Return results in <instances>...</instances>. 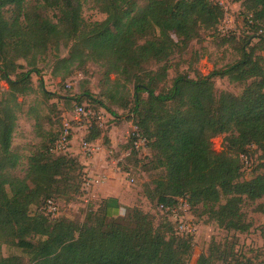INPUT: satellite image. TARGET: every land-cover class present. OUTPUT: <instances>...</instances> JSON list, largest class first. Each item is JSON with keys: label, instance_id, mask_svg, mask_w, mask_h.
<instances>
[{"label": "trees", "instance_id": "obj_1", "mask_svg": "<svg viewBox=\"0 0 264 264\" xmlns=\"http://www.w3.org/2000/svg\"><path fill=\"white\" fill-rule=\"evenodd\" d=\"M86 4L106 19L87 22ZM241 6L247 36L240 60L206 77L178 74L166 89L172 57L222 23L225 12L215 1L148 0L139 6L134 0H0V82L8 86L0 101V244L19 250L28 264H189L190 240L166 220L156 226L138 201L119 218L109 212L113 200L101 202L82 223L48 216V200L58 204L57 195L81 194L86 167L70 151L54 152L63 129L53 137L40 133L39 116L37 137L50 139L30 155L25 176L16 175L21 156L12 145L18 99L33 92L39 61L60 46L69 56L57 57L55 74L92 61L109 81L116 76L114 85L122 81L124 91L133 86L130 119L147 139L151 164L159 171L145 191L151 203L173 208L184 198L189 206L208 210L226 230L248 231L242 205L264 199V163L254 178L244 180L241 159L261 152L264 161V56L258 54L264 50V0H243ZM216 78L245 89L239 96L218 93ZM42 92L53 96L43 86ZM83 99L103 106L88 93L78 101ZM101 134L92 126L85 141L94 143ZM218 136L225 142L220 152L212 142ZM216 259L211 249L197 264H216ZM0 264H24L23 257H4L0 251Z\"/></svg>", "mask_w": 264, "mask_h": 264}, {"label": "rangeland", "instance_id": "obj_2", "mask_svg": "<svg viewBox=\"0 0 264 264\" xmlns=\"http://www.w3.org/2000/svg\"><path fill=\"white\" fill-rule=\"evenodd\" d=\"M35 1L32 0V2ZM134 1L139 6H144L148 2V0ZM242 1L232 0L233 9L225 25L227 26L226 33L220 31L221 25L224 26L221 23L217 31L201 32L200 38L193 40L187 49H183L172 57L166 89H170L178 74L186 73L192 78L206 77L213 71L224 69L240 60L243 38L247 36V31L241 28L240 20L237 18L238 12L242 10ZM83 17L89 23L102 22L106 19V15L93 9L91 4L84 5ZM255 42L257 41L254 40L253 44H256ZM262 52L258 54L264 56V50ZM58 56L67 58L69 49L64 46H60L59 50L51 47L39 61L38 68L41 73L32 76L33 92L18 99L21 109L18 112L12 145L13 149L21 156V164L16 175L21 178L25 176L30 155L40 144L47 142L55 133L62 131L65 121L70 122L73 126V138H77V154L75 152L74 154L84 165L90 157L87 153L85 154L82 146L91 132V127L97 126L102 134L94 144L103 150L111 151L109 159L119 158V168L131 170L132 176L125 179L122 189L123 195L127 196L126 204L130 203L129 200H132L133 195L136 198L137 195H140L137 199L138 206L152 216L156 226H160L166 220L177 229V235L180 232V226L195 229L192 237L183 236L184 239L190 240L192 246L189 264H197L199 258L202 255H208L211 249L215 252L216 264H262L264 262V199L256 202L246 201L242 205L245 221L250 225L249 230L243 233L228 231L221 227L209 211L201 206L191 207L188 204L187 210H181L179 216L161 210L155 203H151L145 194L147 187H151V182L159 174V171L154 169L151 164L154 155L147 146L141 152H136L131 146L133 134L137 129L130 119L129 110L130 93L133 92V86L128 85L127 91H124L119 85V83L123 84L122 81L118 82V85H114L116 76L112 75L111 81H109L106 78L105 69L92 61L87 62L83 67L75 64L69 72L61 69L55 74L54 68ZM21 63L26 65L23 61ZM41 81L44 89L53 96L47 97L43 94ZM214 84L218 93L228 92L236 96L241 95L245 89L244 84L232 82L228 78H216ZM7 90V84L0 82V101L5 98L4 94ZM86 93L101 101L103 106L114 112V115L105 110L103 106L87 99L79 102L78 98ZM81 106L86 109L87 117L79 118L75 115L76 109ZM38 116L42 119L40 133L51 132L52 136L45 139L37 137L36 119ZM212 142L215 151H222L225 144L224 136H218ZM103 155L107 160V154L104 152ZM252 155L249 156L252 168L245 171L243 167L244 180L254 178L262 170V167H259L264 163L261 152H254ZM84 166L86 167V165ZM258 167L259 169L254 171ZM85 173L84 179L86 180L88 175L87 172ZM74 175H78V171ZM92 191L93 188L86 189L84 184L81 194L72 190L68 196L57 195L60 215L75 222H84L87 214L92 210L96 212L98 206L103 202V199L93 197ZM182 199L184 198H181L178 204L171 209H178ZM137 201H132L130 205L137 204ZM126 208L132 209L131 207ZM36 210L35 207L32 208L33 213ZM0 251L4 257L21 256L24 264L29 262V258L16 248L0 244Z\"/></svg>", "mask_w": 264, "mask_h": 264}, {"label": "built area", "instance_id": "obj_3", "mask_svg": "<svg viewBox=\"0 0 264 264\" xmlns=\"http://www.w3.org/2000/svg\"><path fill=\"white\" fill-rule=\"evenodd\" d=\"M215 2L220 7H222V9L225 12V17L222 21V24H224V26L221 25L220 31L222 33H226L225 31L227 30V26H225V25L227 24V22L229 20L230 12L233 9L232 4H231L232 0H215ZM237 18L240 20L241 28L244 30H247V27L245 26V18L241 14V11L238 12ZM248 20L250 21V23H252L251 17H249ZM75 113H76L75 115L79 118L88 116L86 109L83 108L82 106L78 107L76 109ZM73 131H74V129H73V126L70 124V122L65 121L63 124L62 135H61L60 139L55 144L54 152H56V153H67L70 151L72 141H73ZM147 144H148L147 139L142 137L140 132L136 129L134 134H133V149H135L136 152H141L142 150H145ZM82 147H83V151L85 152V154L87 153V155L90 158L94 157L100 150V146H98L97 144H94V143L85 142ZM241 159H242V162L244 164L245 171L250 170L252 168V163H251L249 156L243 155L241 157ZM125 175H126L125 177H127L126 179H128L132 176L130 171L125 172ZM104 181H105V178L103 176H96L93 178L88 177L85 180L86 189L98 187L101 184H103ZM131 181L133 182V180H131ZM187 207H189L187 199H182L181 205H179L178 209L177 208L171 209L169 207H161V210H163L166 213H173V214L179 216L180 211L181 210L186 211ZM44 211L52 219H57L60 215L59 205L52 199L47 201V203L44 206ZM194 230H195L194 228L193 229L190 227L184 228V227L180 226V232L178 233V235L182 236V237L184 235L192 237V235H194Z\"/></svg>", "mask_w": 264, "mask_h": 264}, {"label": "crops", "instance_id": "obj_4", "mask_svg": "<svg viewBox=\"0 0 264 264\" xmlns=\"http://www.w3.org/2000/svg\"><path fill=\"white\" fill-rule=\"evenodd\" d=\"M77 138L74 137L71 145L70 152L74 154V152L77 154ZM105 152L106 157L108 158L106 160L105 155H103ZM109 153L111 151L103 150L100 148L99 152L89 159L88 162H85L84 165H86V172L89 178H93L96 176H103L105 178V181L103 184H101L98 187H93L92 195L93 197H99L105 200H113L111 205V209L109 210L110 214L113 217H121L124 214V211L126 210V207H132L130 205L132 201L139 198V195H137V198L135 195H133L132 200H129V204H126L127 202V196L125 194L123 195V185H125V171L123 169L119 168L120 164L119 158H112L109 159ZM136 198V199H135Z\"/></svg>", "mask_w": 264, "mask_h": 264}]
</instances>
